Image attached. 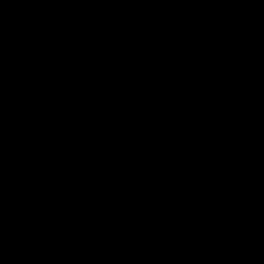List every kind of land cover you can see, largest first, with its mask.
<instances>
[{
  "label": "water",
  "instance_id": "1",
  "mask_svg": "<svg viewBox=\"0 0 264 264\" xmlns=\"http://www.w3.org/2000/svg\"><path fill=\"white\" fill-rule=\"evenodd\" d=\"M0 264H264V0H0Z\"/></svg>",
  "mask_w": 264,
  "mask_h": 264
}]
</instances>
